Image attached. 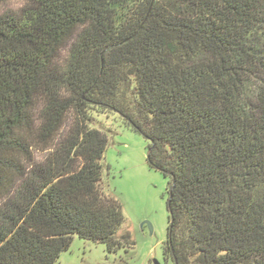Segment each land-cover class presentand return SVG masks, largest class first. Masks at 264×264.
<instances>
[{"label": "trees", "instance_id": "1", "mask_svg": "<svg viewBox=\"0 0 264 264\" xmlns=\"http://www.w3.org/2000/svg\"><path fill=\"white\" fill-rule=\"evenodd\" d=\"M25 1L0 14V264L132 249L100 116L168 180L165 264H264V0Z\"/></svg>", "mask_w": 264, "mask_h": 264}, {"label": "rangeland", "instance_id": "2", "mask_svg": "<svg viewBox=\"0 0 264 264\" xmlns=\"http://www.w3.org/2000/svg\"><path fill=\"white\" fill-rule=\"evenodd\" d=\"M25 5V0H7L0 5V14L17 13ZM77 35L78 32L60 51L56 59L58 67L65 65ZM95 122L94 128L102 131L107 139L101 160L103 183L122 207L123 227L131 236L133 247L127 254L121 250L110 255L104 245L74 236L69 250L60 255L57 264H165L168 180L148 164V141L141 134L116 116H100ZM44 157L34 153L37 163Z\"/></svg>", "mask_w": 264, "mask_h": 264}, {"label": "water", "instance_id": "3", "mask_svg": "<svg viewBox=\"0 0 264 264\" xmlns=\"http://www.w3.org/2000/svg\"><path fill=\"white\" fill-rule=\"evenodd\" d=\"M155 264H157V263H155Z\"/></svg>", "mask_w": 264, "mask_h": 264}]
</instances>
